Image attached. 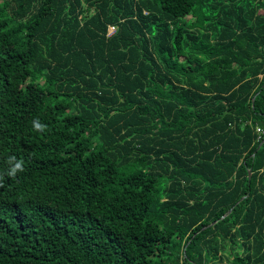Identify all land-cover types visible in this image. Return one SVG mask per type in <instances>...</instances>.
Here are the masks:
<instances>
[{
  "label": "trees",
  "instance_id": "obj_1",
  "mask_svg": "<svg viewBox=\"0 0 264 264\" xmlns=\"http://www.w3.org/2000/svg\"><path fill=\"white\" fill-rule=\"evenodd\" d=\"M0 264H264V0H0Z\"/></svg>",
  "mask_w": 264,
  "mask_h": 264
},
{
  "label": "built area",
  "instance_id": "obj_2",
  "mask_svg": "<svg viewBox=\"0 0 264 264\" xmlns=\"http://www.w3.org/2000/svg\"><path fill=\"white\" fill-rule=\"evenodd\" d=\"M115 31H116V27L113 25H109L107 30V36H111L112 34L115 33Z\"/></svg>",
  "mask_w": 264,
  "mask_h": 264
},
{
  "label": "clouds",
  "instance_id": "obj_3",
  "mask_svg": "<svg viewBox=\"0 0 264 264\" xmlns=\"http://www.w3.org/2000/svg\"><path fill=\"white\" fill-rule=\"evenodd\" d=\"M17 167H19V165H17Z\"/></svg>",
  "mask_w": 264,
  "mask_h": 264
}]
</instances>
